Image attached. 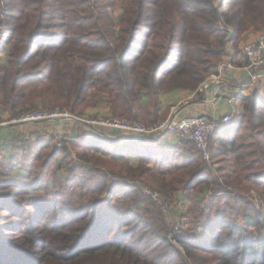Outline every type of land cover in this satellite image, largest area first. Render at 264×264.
I'll return each instance as SVG.
<instances>
[{
    "label": "trees",
    "instance_id": "obj_1",
    "mask_svg": "<svg viewBox=\"0 0 264 264\" xmlns=\"http://www.w3.org/2000/svg\"><path fill=\"white\" fill-rule=\"evenodd\" d=\"M113 1L0 0V110L75 113L101 92L111 117L152 126L161 93L197 91L230 40L264 26V0H125L117 20ZM241 101L209 163L180 139L0 136V264H264L245 196L264 202V98ZM142 185L188 203L176 240Z\"/></svg>",
    "mask_w": 264,
    "mask_h": 264
},
{
    "label": "built area",
    "instance_id": "obj_2",
    "mask_svg": "<svg viewBox=\"0 0 264 264\" xmlns=\"http://www.w3.org/2000/svg\"><path fill=\"white\" fill-rule=\"evenodd\" d=\"M243 55L247 60L246 71L249 75L250 85L255 86L259 82L260 74L264 69V34L261 35L254 44L244 46ZM209 86L210 83L207 80L201 84L198 90L205 91ZM230 103H232V101H230ZM56 110L57 111L54 113L40 110L31 111L21 115L19 118L12 119L10 122L0 120V128L10 124H31L40 121H62L63 119H68L66 117L59 118L60 115H68L59 112L61 111L60 109ZM233 122L234 114L225 115L220 120L210 119L206 116L185 117L180 119L169 116L152 126H147L138 120L118 118L94 120L90 121L88 124L103 130L120 131L130 134V136H138L146 141L167 134H173L182 141L193 143L203 160L209 163L212 158L211 137L221 126L230 125ZM56 144L58 146L57 141ZM143 193L154 202L164 216L176 212L179 214V221L185 223L184 216L187 213V205L182 202V200H179L180 203H178L177 206H170L167 199L157 191L146 187L143 189ZM245 196L252 201L255 208L262 213L261 220H264V202L259 194L256 191H251L249 194H245ZM175 228L176 232L180 231L179 222Z\"/></svg>",
    "mask_w": 264,
    "mask_h": 264
},
{
    "label": "crops",
    "instance_id": "obj_3",
    "mask_svg": "<svg viewBox=\"0 0 264 264\" xmlns=\"http://www.w3.org/2000/svg\"><path fill=\"white\" fill-rule=\"evenodd\" d=\"M263 34L264 26L260 31H254L250 28L243 33L239 43L236 44L234 41L230 40L226 45V54L218 64L217 71L205 80H208L210 83L207 90L199 91L198 88L197 91L194 92L173 90L161 93L160 114H164L165 118L169 116L177 119L206 116L215 120H220L225 115L234 114L235 121L242 110V97H248L257 93L259 97L264 98V69L260 74L259 82L255 86H251L249 75L246 71L247 60L243 55L244 46L254 44ZM230 101H232V103H230ZM1 113L0 110V114ZM23 127L17 128L13 130V132L12 130H0V136H13L15 132L19 134L27 130L37 131L34 130L33 128L35 127L32 126L25 125ZM56 130L55 128L50 134L55 136ZM39 133H41L40 130L36 132V134ZM121 134V136H124V141L115 140L119 144L126 143L128 138L146 141L138 136ZM161 137L158 139L161 138V142L165 146H176L179 140L177 136L173 134H167Z\"/></svg>",
    "mask_w": 264,
    "mask_h": 264
},
{
    "label": "rangeland",
    "instance_id": "obj_4",
    "mask_svg": "<svg viewBox=\"0 0 264 264\" xmlns=\"http://www.w3.org/2000/svg\"><path fill=\"white\" fill-rule=\"evenodd\" d=\"M124 5H125V0H114L113 3L109 6V12L113 16L114 19L117 20L118 17L121 15ZM7 48L8 47H6L2 51H0V68L6 62L7 55H8ZM108 98H109V96L106 93L100 92L97 97H94V95L91 94L90 97L87 99V102L82 107H80L78 109V111L75 113H71L66 108H62V107H56V108L50 110V109L41 108V106H40V108L35 109V110H40V111L48 112V113H54L57 111L56 109H60L61 111H59V112L65 113L68 116L60 115L59 118L66 117L68 119H63L62 121H58V120H56V121H44V122L40 121V122L31 123V124H10L8 126H4V127L0 128V130H9V131L12 130V132H13V130L20 128V127H23L25 125L26 126H32V127H35L33 129L37 130V131L27 130V131H23L19 134L17 132H15V134L13 136L17 135V138L23 137L25 139H28L35 132H38L40 130L41 133H39L38 135H42L43 139L49 140L50 139V133H52L53 130L56 128L57 130H56V134L54 136V139H55V142L56 141L58 142V146H62L63 141H65L66 138L78 137V136H83L85 138L86 137L103 138L105 136H107V137L109 136L110 138H112L116 141H124V139H123L124 136H121L122 135L121 133H123L125 135H130V134H126V133L120 132V131L112 132V130H103L99 127H93V126L88 124L90 121H94V120L113 118L110 116V109L111 108L108 104ZM35 110L26 111V112H24L18 116H13L11 113L1 111L2 113L0 114V120H2L4 122H10L14 118H19L21 115L28 113V112H31V111H35ZM118 119H123V118H118ZM124 119H126V118H124ZM5 132H8V131H5ZM106 147L110 150V147L108 144H106ZM111 148L114 149V147H112V146H111ZM91 155H96V156L98 155V156L104 157V158H111L110 155H107L104 153L99 154V153H96L92 150L90 151V156ZM100 165H101V163H100ZM144 188H146V187H144L142 185V192H143ZM147 188H150V187H147ZM150 189L154 190L152 188H150ZM154 191H157V192L162 194V192H160L158 190H154ZM162 195L167 199L168 204H170V206H173V205L177 206L178 203H180L179 200H182V202H184L186 205H188V203L185 202L183 199L175 198L173 201H171L164 194H162ZM179 197H181V196H179ZM154 207L157 210V213L164 220H166L170 224V226L173 228V232L171 234V237L173 240H176L177 237L180 235L181 227L184 224V223H181V221H179V218H178L179 214H177L175 212V213H171L167 216H164V214L161 212V210H159V208L155 204H154ZM178 222H179V228H180L179 230L180 231L176 232L175 227L178 225Z\"/></svg>",
    "mask_w": 264,
    "mask_h": 264
},
{
    "label": "water",
    "instance_id": "obj_5",
    "mask_svg": "<svg viewBox=\"0 0 264 264\" xmlns=\"http://www.w3.org/2000/svg\"><path fill=\"white\" fill-rule=\"evenodd\" d=\"M106 137V136H105ZM156 139H158V138H156ZM156 139H153V140H150V141H155ZM149 141V140H148Z\"/></svg>",
    "mask_w": 264,
    "mask_h": 264
}]
</instances>
